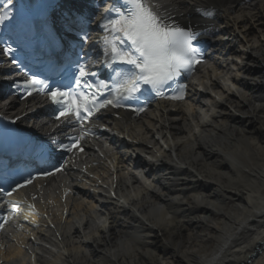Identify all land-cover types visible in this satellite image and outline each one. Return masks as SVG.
<instances>
[{
    "label": "bare ground",
    "instance_id": "obj_1",
    "mask_svg": "<svg viewBox=\"0 0 264 264\" xmlns=\"http://www.w3.org/2000/svg\"><path fill=\"white\" fill-rule=\"evenodd\" d=\"M155 1L163 14L179 21H194L191 16L201 7L208 20H198L200 25L222 33L212 41L218 54L225 46L224 54L236 53L243 40L236 73L224 74L228 61L221 64L220 57L225 55L213 56L191 78L184 101L161 102L154 113L111 121L117 140L114 134L100 143L106 158L94 170L87 165L88 174L81 176V184L95 187L101 180L97 193L79 192L74 184L68 189L77 195L67 194L63 203L52 183L31 189L37 194L34 202L48 214L45 223L55 225L37 229L35 240L51 242L45 244L53 252L43 258L49 251L33 247L25 233L6 235L0 238V264H264V35L248 37L256 28L264 30V0ZM5 70L0 66V87ZM225 75L226 95L219 92L216 101L203 106L195 96L215 92ZM26 105L12 101L1 110L21 115L31 109ZM173 113L179 118L168 117ZM39 116L26 117L36 118L35 126L42 128ZM174 130L183 137L174 136ZM154 135L166 145L161 147ZM125 138L132 143L120 153L116 145ZM51 203L56 207L44 210ZM81 230L84 236H76ZM51 232L57 237L52 239ZM22 244L33 252H23Z\"/></svg>",
    "mask_w": 264,
    "mask_h": 264
},
{
    "label": "rangeland",
    "instance_id": "obj_2",
    "mask_svg": "<svg viewBox=\"0 0 264 264\" xmlns=\"http://www.w3.org/2000/svg\"><path fill=\"white\" fill-rule=\"evenodd\" d=\"M234 14H238V12H232L231 13V15H234ZM263 22H264V20H263ZM252 35H249L248 37H252L253 35H255V36H263L264 35V30H257V28H256V30L254 29V32L253 33H251ZM228 41H230L229 39H228ZM227 41V42H228ZM239 41V43H237L236 45H235V48L234 49H236L237 50V52L236 53H234V54H230V55H228V53L227 54H224V51H226L228 48L225 46V47H223V49L221 50L222 51V53L221 54H215V56H218V57H220V55H225V57H220V58H222V62H221V64H224L225 63V61L227 60L228 62H226V64H224V68H222V71H224V74L225 73H231V74H235L236 73V66H237V64H236V62L237 63H240V61H241V58H237V56H241V53H242V50L244 49V47H243V44H245L244 42H243V40H241L240 41V39L238 40ZM258 41V38L256 39V41H254V42H252V43H255V42H257ZM231 42V41H230ZM225 49V50H224ZM227 55V56H226ZM226 58H229L230 60H228V59H226ZM220 60V59H219ZM235 61V62H234ZM198 74V73H197ZM199 75H200V73H199ZM228 78V76L227 75H225V76H223V77H221L220 78V80L218 81L219 82V84L217 85V88L215 87L213 90L215 91V92H211V91H206L205 92V96H202V97H197V96H195L196 98H199V102H203L202 103V105L204 106L205 104H204V102H207V103H209V101H216V99H218L219 98V92H221V93H223L224 94V96L226 95V91H224V89L222 88V85H224V84H228V85H230V81H228V80H226ZM220 85H221V88H220ZM198 106V105H197ZM210 109H213L214 107H213V105H210ZM155 110H156V108H154L153 109V113L155 112ZM177 115V114H176ZM176 115H175V113H173V114H169V116L168 117H170V116H172L171 118L173 119V120H175V119H178L179 118V116H177L176 117ZM189 114H187V118H188V124L190 125L191 124V126H192V128L194 129V131H198L197 130V126H196V122L194 121V119L192 118V117H189L188 116ZM167 117V118H168ZM169 120H171V119H169ZM172 121V120H171ZM173 134H174V136H179V137H183L182 136V134L181 133H179L178 132V130H174L173 131ZM186 134V133H185ZM184 134V135H185ZM155 136V138H156V140H159L160 142H161V147H164L166 144L165 143H163L162 142V139L161 138H159V137H157V135H154ZM138 169V168H137ZM133 170H136V169H133ZM142 170L144 171L145 170V166L142 168ZM149 178V177H148ZM144 181L145 182H147L145 179H144ZM99 218H100V220H99V223L100 224H102V223H104L105 222V214L104 213H102V214H100L99 215ZM76 227V226H75ZM74 232H78V230L76 231L75 229H74ZM51 233H53V232H51ZM84 233L85 232H83L82 230H81V232L79 233V234H77V233H75V234H77L76 236H84ZM75 234H74V236H75ZM57 232L56 233H53V235L51 234L50 235V237L53 239L54 237H57ZM76 239V238H75ZM50 243L51 244V242H49V241H42L41 242V244L42 245H40L41 247H43V249H45L46 251H49V253H43V255H45L43 258H46V256L48 255V254H50V252H53V251H51V245H49V244H45V243ZM54 251L56 250V249H53ZM43 251V250H42ZM44 252V251H43ZM25 261H26V259H24ZM19 262L20 263H22V260H19Z\"/></svg>",
    "mask_w": 264,
    "mask_h": 264
}]
</instances>
